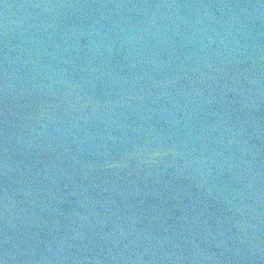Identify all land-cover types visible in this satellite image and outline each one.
<instances>
[{
	"label": "water",
	"instance_id": "95a60500",
	"mask_svg": "<svg viewBox=\"0 0 264 264\" xmlns=\"http://www.w3.org/2000/svg\"><path fill=\"white\" fill-rule=\"evenodd\" d=\"M0 264H264V0H0Z\"/></svg>",
	"mask_w": 264,
	"mask_h": 264
}]
</instances>
